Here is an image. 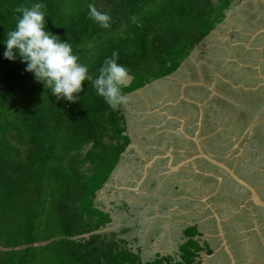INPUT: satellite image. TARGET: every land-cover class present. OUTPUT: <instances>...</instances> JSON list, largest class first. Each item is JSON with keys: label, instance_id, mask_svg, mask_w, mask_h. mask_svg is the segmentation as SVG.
<instances>
[{"label": "trees", "instance_id": "1", "mask_svg": "<svg viewBox=\"0 0 264 264\" xmlns=\"http://www.w3.org/2000/svg\"><path fill=\"white\" fill-rule=\"evenodd\" d=\"M238 1L0 0V264H143L123 235L133 227L112 237L97 232L114 220L99 191L131 143L124 105L112 109L88 81L75 103L57 100L19 59H5L15 9L44 3L47 30L69 38L94 77L118 51L133 76L126 95L173 74ZM89 4L110 16L109 28L92 18ZM200 249L188 242L183 261ZM157 261L148 264L163 263Z\"/></svg>", "mask_w": 264, "mask_h": 264}, {"label": "flooded vegetation", "instance_id": "2", "mask_svg": "<svg viewBox=\"0 0 264 264\" xmlns=\"http://www.w3.org/2000/svg\"><path fill=\"white\" fill-rule=\"evenodd\" d=\"M260 3L264 6V0H260ZM262 12L261 17L264 18V10ZM219 25L220 23L217 26ZM214 31L215 29L211 33ZM235 33L237 41L230 40V38L220 40L223 42L221 48L217 47L220 51H217L213 58L211 57L214 61L220 62L219 66L222 67L224 77L217 80L212 77L211 82L205 79L203 84L198 73L194 72L191 82L198 84L186 86L185 98L179 100L180 85H171V88L177 86L175 93L170 91L171 88L163 85L157 94V102L151 100L152 106L149 109L143 101L134 104L135 109L134 107L126 108V115L130 116L131 114V117H134L137 113L148 125L151 133L157 129L161 130V127L157 126L162 124V129L164 126L166 133H169L165 138L173 143L175 154L179 153L181 148H185L188 151L186 155H190V157L199 155L196 157V166L191 162L186 166L194 167L191 172L196 178L207 182V184H214L216 187L221 186L220 193L226 192L230 199L236 197L240 202L236 207L230 209H228L230 205L225 204L228 206L224 208L225 211L229 210L230 214L235 213L236 221L231 220L232 229L238 223L242 229L248 227L246 231L250 230L249 233L255 232L257 244L251 249L247 240L244 239V233L242 239H239L237 235L229 233L225 226L221 227L218 224L220 218L210 214V211L212 214L214 212L212 207L194 206L191 212L194 215L193 221L192 223L186 222L187 227L184 234H181L180 240L185 242L184 245L191 240L197 241L201 248L196 251L195 255L198 264H264V237L259 234V229L256 228L260 225L264 228V205L257 204L249 189L236 181L223 168L202 158L198 145L199 142L206 152L212 153L219 161L234 167L241 178L257 188L258 194L264 200V23L255 24L253 30L242 25ZM230 51L233 52L232 55L236 60L234 59L235 61L227 66L225 54L228 55ZM212 59L210 71L214 70ZM181 66L183 67V63ZM230 66L232 67L229 68ZM180 67L174 72V75L179 73ZM221 69L216 68V70ZM203 70L205 71L204 68ZM194 71L198 70L194 69ZM168 76L170 77L171 74L162 78L169 80ZM193 77L195 81H193ZM226 78L231 82H228ZM169 91L173 95L171 98L165 99L164 96ZM152 95H150L151 98L156 97ZM188 97L191 98L190 101L187 100ZM174 103L178 104L174 105ZM234 108L236 117L229 114V111ZM223 111L227 113V117L236 119V121L233 119L234 126L231 132L237 133L238 139L242 136L243 141L239 146L233 134H229V130L223 128L217 133L215 132L218 129L219 114ZM129 127H131V119L129 123L128 121L126 123V128L129 129ZM238 129L239 132H237ZM187 136L189 137L187 138ZM149 138L148 143H152L153 137L150 135ZM180 138H184L186 141H180ZM141 159L145 162L143 156ZM160 162L166 164L168 158H158L157 163ZM262 165L263 168H261ZM186 166L174 172L180 174ZM161 167L163 171L167 169L166 165ZM240 206L241 209H239ZM221 218L223 222L225 217ZM207 226L210 227V231L205 229ZM192 230H195V235L188 234Z\"/></svg>", "mask_w": 264, "mask_h": 264}, {"label": "rangeland", "instance_id": "3", "mask_svg": "<svg viewBox=\"0 0 264 264\" xmlns=\"http://www.w3.org/2000/svg\"><path fill=\"white\" fill-rule=\"evenodd\" d=\"M262 10H264V6H262L260 0H243L233 2L231 7L225 11L226 14L224 20L220 22L219 27L216 26V33L213 32L212 34L207 35L197 46L193 48L188 57L182 61L184 63L183 67H180L182 74H179L182 76H184V72L186 74V69H184L185 66L191 69L192 72L194 71L195 67L193 63H191V67L186 65L189 60V56H198V63H201L200 59L210 63L211 59L216 55V52L220 51L217 48H221L222 46L221 43L223 42L220 40H226V38H230V40H236L237 35L235 32L238 31L242 25L249 28V30H253L255 24L260 25L264 23V18L261 17L263 14ZM224 43H226V41H224ZM212 62L217 69L222 68L219 66L220 62L218 63L213 59ZM153 69L154 66H152L151 71H153ZM168 82H171V80L161 77V79L154 80L153 82L147 84V86L144 88V91H146L148 94L158 93L160 91L159 87L163 83L168 84ZM175 87L177 86H173L170 91L175 93ZM236 87H238V85H236ZM175 104L178 103H174V105ZM219 110H221L220 107ZM235 112L236 109L234 108L233 110L229 111V114L233 115L232 117H236ZM226 115L227 113L225 111L219 114L218 129L215 132L217 133L223 128L229 130V134H233L234 139L239 146L243 141L242 136L238 139V134L231 132L234 126V120L236 121V119L227 117ZM131 120V130L133 133H136L138 140L144 142V149L148 151V155L153 156L155 149L149 147L152 145V143H148L150 135L153 136V134L149 131L148 125L143 122V119L138 117L137 113L136 116L131 117ZM226 122L230 123L227 124ZM159 128L161 129V136L169 134L166 133L164 126L162 129V124H159ZM237 132H239V129ZM159 139L162 138H158V140ZM170 141L171 140L168 139H162L160 142H163V144L157 142V145L163 149H169L173 145V143H170ZM133 148L128 147L127 151L123 155V158L116 167L112 178L105 184V187L99 191L98 202L102 204V207L105 208V211L111 212L114 220L112 225L97 232L105 231L108 232V234L110 233L109 236L112 237V232H121L123 227L132 226L133 229L126 234L124 233L123 235L130 238L135 234L141 235L142 232L145 231H148L149 234H152V230H157L158 233L163 231L162 228L165 224L164 222H169L171 213L178 215L180 214L178 217L179 221L190 220L192 217H194V215L191 213L192 208H194V206L199 207V205H205L213 208L212 210L214 212L212 214L210 211V214L213 217L218 216L220 218V220H218V224L221 227L222 225L225 226L229 230V233L237 235L239 239H242V234L244 233V239L247 240L250 248L252 249V247H256L257 243L255 240L254 231H251L253 232V234H251L249 233L250 230L247 229L248 231H246V228L248 227H243L242 229L238 223L236 224V227L232 229V221H236L234 217L235 213L230 214V211H225L224 208L228 207L225 205L226 203L230 205L228 209L236 207L237 203H240L237 201L236 197L230 199L229 196L226 195V192H219L221 186L216 187L214 184H207V182L196 178L192 174L193 172H191L194 169V167H191V165L186 166V168L183 169L180 174H176L173 172L176 171L175 169L172 171L168 170L169 172L165 170L163 171L161 166H167V164L160 162L156 163L155 166L145 174V162H143L141 159L142 154L140 151H138L139 149L137 150V148ZM181 158L183 159V157H179V159L176 158L173 165L178 163ZM261 168H263V165ZM115 177L118 178L117 183L115 184L116 187L109 185L111 182H113V180H115ZM138 181H141V184L137 187ZM135 188L137 191H131ZM241 208L242 207L240 206L239 209ZM176 210H178L179 213H175L174 211ZM221 214L223 217H225L223 220L224 224L222 222ZM153 217H157L156 223ZM260 226H256V228L259 229V234L264 237V228ZM205 229L210 231L209 226L205 227ZM193 231L194 230L190 231V234ZM42 244L44 245L46 242ZM42 244L38 243L36 245L39 246ZM0 249L5 250V248L2 246H0ZM47 260L49 262L48 258ZM48 262H44L42 264H49L50 262ZM157 262L158 261H156V263Z\"/></svg>", "mask_w": 264, "mask_h": 264}, {"label": "clouds", "instance_id": "4", "mask_svg": "<svg viewBox=\"0 0 264 264\" xmlns=\"http://www.w3.org/2000/svg\"><path fill=\"white\" fill-rule=\"evenodd\" d=\"M45 7L44 3L36 2L31 7L15 9L18 14L16 26L6 33L3 41L4 58L9 61L19 59L26 65L25 71L32 73L57 100L75 103L79 99L75 94L82 92V84L88 81L112 109L125 105L128 97L122 89L129 78V69L118 63L119 52L114 51L111 57L105 58L99 74L94 77L88 67L79 62L69 38L62 41L47 30ZM88 7L92 18L102 28L111 26L107 13L98 11L93 4Z\"/></svg>", "mask_w": 264, "mask_h": 264}, {"label": "crops", "instance_id": "5", "mask_svg": "<svg viewBox=\"0 0 264 264\" xmlns=\"http://www.w3.org/2000/svg\"><path fill=\"white\" fill-rule=\"evenodd\" d=\"M232 54H233V52H231V51L228 52V55L225 54V57H227V66L236 60ZM200 62L201 63H198V56H195V57L189 56V60L186 63V65L190 66V65H192L191 63H193L195 69L198 71L192 72L191 69H189L187 66L184 65L185 66L184 69H186V74L184 72V76L179 74V73L182 74V70L181 69L178 70L179 73H177L175 75H171L170 77L168 76L170 78L171 82H168V84L163 83L159 87V89L161 90L163 85L168 86L169 89L171 88V85H176V84L180 85L181 86L180 87L181 92L179 93V95H180L179 100H181V99L185 98V92H186V88H187L186 86L198 84L197 82H193L194 84H192V82H191L192 81L191 77L193 76L194 72L198 73V75L200 76V79H201V83H203V84H204L205 79L209 80V82H211L212 77H214L215 80H217L220 77L221 78L224 77V73L222 72L223 70H216V66H213L214 70L210 71L212 65L210 63H208V61H204V60L200 59ZM231 67L232 66H230L229 68H231ZM203 68L205 69L206 72L203 70ZM195 79H196V77H195ZM226 80L228 82H231V81H229L228 78H226ZM193 81H195L194 77H193ZM145 87L146 86H144V88ZM144 88L142 87L140 89H136V90L131 91L130 93L126 94V96L128 97V101L123 106L125 123H127V121L129 123L131 116H132L131 114H130V116L126 115V108H132V107H134L133 106L134 104H137V103L143 101L149 109L152 106L151 100L157 102V100H158L157 94L160 91L158 93H155V96H156L155 98H151L150 95H152L153 93L148 95V93L146 91H144ZM189 93L191 94V91ZM166 94H165L166 96H164L165 99H167L169 97L171 98V96L173 95L170 93V91H169V93H166ZM152 96H154V95H152ZM189 99H191V98L188 97L187 100L190 101ZM134 109H135V107H134ZM129 117H130V119H129ZM138 117H140V116H138ZM189 117H190V115H189ZM131 123H132V120H131ZM157 127L159 128V125ZM131 129H132V127H130L129 129L126 128V133L129 135V137L131 139V143L128 147H131V148L135 147V148H137V150L139 149L138 151H140V153L142 154V156L144 158H147L146 160H151L154 156L156 157V156L161 155V157H162L164 155V153H168V154L173 153L174 154V162H175L176 158L179 159V157H183V159L181 158L180 161H182V160L184 161L185 159H187V157H190V155H186V153H188V151H186L185 148H181V149L179 148L180 149V151L178 150L179 153L175 154L173 145L169 149L168 148L163 149L160 146H158L157 142H160V140H162V139H166L165 138L166 135L161 136V134H160L161 130H158V129H157V131H152V133L154 135L153 136L151 135V136L154 137L153 138L154 141L152 142V145L149 147L154 148L155 153L153 156H149L148 151H146L144 149L145 148L144 142L138 140L136 133H133V131ZM188 137L189 136H187V138ZM158 138H162V139L158 140ZM180 141L184 142L186 140L184 138H180ZM154 142H155V144H154ZM160 143L163 144V142H160ZM157 160L158 159H156L154 161V163L152 164V166L150 168H152L157 163ZM166 164H167V169L165 171L174 170L173 168L172 169L169 168L168 162H166ZM192 164L196 165L195 162ZM117 180H118V178L115 177V180H113V182H111V184H109V185L116 187L115 184L117 183ZM178 210H176L174 212L179 213ZM179 215L171 213L169 222L168 223L164 222L165 223L163 226L164 231L163 232L161 231L160 234H159V232L157 233V232L152 230V234H149L148 231H145V232H142L141 235L135 234L133 237H130V238L128 237V240L130 241V247L132 248V250L134 252L139 253L143 264H148L150 261L156 262L157 260H162L163 263H160V264H179V262H182L183 264H188V263H185L183 261L184 260V257H183L184 252L182 251V248H183V245L185 242L181 241L180 239H181V234H184V232L186 230V227H187L186 222L189 221L190 223H192L193 217L190 220L179 221L178 220ZM153 218H154L155 223H156L157 217H153ZM130 227H132V226H130ZM187 233H188V231H187ZM195 233L196 232L194 230L191 234L189 231L188 234L189 235H192V234L195 235ZM134 240H136V241H134ZM196 263L198 264L197 258L194 257L193 260L189 264H196Z\"/></svg>", "mask_w": 264, "mask_h": 264}, {"label": "water", "instance_id": "6", "mask_svg": "<svg viewBox=\"0 0 264 264\" xmlns=\"http://www.w3.org/2000/svg\"><path fill=\"white\" fill-rule=\"evenodd\" d=\"M128 81L126 82V85H129L132 80H133V76L129 75ZM144 88V87H143ZM198 145L200 147V153L202 158H205L206 160L210 161L211 163L217 165L218 167L223 168L226 172H228L236 181H238L240 184H242L243 186H245L246 188L249 189V191L253 194V199L254 201L259 204V205H264V200H262V198L260 197V195L257 192V188L254 187L253 185H251L248 181L244 180L243 178H241L239 176V174H237L236 170L234 167H231L230 165L226 164L225 162L219 161L218 159H216L214 157V155L210 152H206L203 148V146L198 142ZM199 156V155H198ZM196 156V157H198ZM196 157H187V159H185L184 161H180L178 163H176L175 165H173L172 163H174V154L173 153H165L162 157L160 156H154L151 160H146L147 158H144L145 160V174L149 172V170L151 169L150 167L152 166V164L154 163V161L158 158H162V159H166L168 158V163H169V168H173L175 170H179L181 167L186 166L188 163H196ZM149 165V167H148ZM151 165V166H150ZM114 173V172H113ZM141 180V179H140ZM141 184V181H138L137 183V187ZM132 191H137L136 188Z\"/></svg>", "mask_w": 264, "mask_h": 264}]
</instances>
